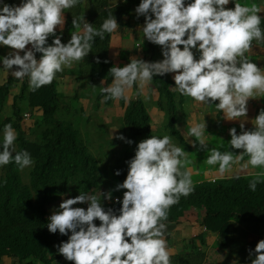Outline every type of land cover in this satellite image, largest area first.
Returning a JSON list of instances; mask_svg holds the SVG:
<instances>
[{
  "label": "clouds",
  "instance_id": "clouds-1",
  "mask_svg": "<svg viewBox=\"0 0 264 264\" xmlns=\"http://www.w3.org/2000/svg\"><path fill=\"white\" fill-rule=\"evenodd\" d=\"M78 2L21 0L14 5L0 0V45L11 49L0 56V62L18 78L27 75L32 90L50 84L65 65L86 57L97 35L103 39L106 32L120 27L111 12L100 27L84 17L73 18L76 30L65 43L61 39L65 9ZM229 3L230 0H140L136 12L145 17L141 31L149 41L162 46L163 59L132 57L123 66H112L111 84L101 87L108 94L103 99L127 98L136 82L143 87L157 74L175 73L174 88L182 94L205 103L218 100L216 107L223 109L229 120L246 117L249 98L264 91V68L245 55L254 39L264 40V17L259 15L264 8L240 0H235L234 8L226 7ZM50 35L52 43L48 42ZM29 44L31 47H26ZM20 50H24L23 54ZM37 53H41L39 58ZM253 124V128L246 129L241 120L239 134L236 127L229 130L230 145L244 151L212 147L207 162L218 163L221 172L234 165L262 166L250 181L255 190L258 180L264 177V109ZM185 134L196 138L192 143L198 141L200 146L208 147L205 119L192 122ZM17 135L11 122L4 125L0 166L15 161L24 168L34 163L27 149L16 150ZM118 136L133 143L123 133ZM188 156L189 152L174 143L171 135H151L141 140L135 155L127 161L126 179L116 185V189H126L122 200L114 197L122 207H106L96 195L80 192L63 199L52 211L48 229L63 235L70 232L68 239L57 245L58 251L74 264H172L165 221L170 206L178 203L181 195L195 191ZM120 171L117 169L116 174ZM103 197L111 200L112 191L103 193ZM78 202H87V208L76 206ZM250 254H254L251 264H264V239L250 249Z\"/></svg>",
  "mask_w": 264,
  "mask_h": 264
},
{
  "label": "crops",
  "instance_id": "crops-1",
  "mask_svg": "<svg viewBox=\"0 0 264 264\" xmlns=\"http://www.w3.org/2000/svg\"><path fill=\"white\" fill-rule=\"evenodd\" d=\"M87 1L90 0H79L76 5L65 9L66 20L62 29L63 36L61 37L65 43L68 41L65 38L66 35L70 39L71 32L76 30L72 23L73 18L81 20L84 17L89 22L95 24L96 27L100 26L94 21L98 14H92L90 12L92 7H88ZM5 2L18 5L21 3V0H5ZM240 2H254L264 8V0H240ZM139 3L140 0H118V2L116 0H106L101 6L102 9L108 10V15L111 12L116 16L120 27L114 32L109 33L107 43L105 44L106 46L103 42L102 44L104 46L102 44L100 45L99 48L102 47L105 51L103 53L104 55L100 57L102 60L99 63L94 61L95 56L90 59L89 64L86 62L87 58L83 57L79 60H73L70 65L64 66L62 72L57 73L56 78L52 81L54 85L53 89L57 96L56 110L64 109L65 107L61 108L62 102L67 101L69 98L77 100V95L79 96L78 91L84 89L86 90L85 97L80 94L78 98L81 112L87 118L92 113L94 123L97 122V126H100L98 129L104 126H111L114 129V124H119L124 119L125 111L131 102L138 100L143 104L149 115L151 132L154 135H158V131L162 128L160 126L163 123L162 121L165 119V116L169 118V114L157 105L160 99V93L151 81L143 87L140 86L139 82H136L129 90L127 98L113 97L104 100L103 97L108 94L101 91V87L111 84L113 80V74L110 72L112 66H123L129 63L132 57L145 59L144 53L149 46H152L154 49L150 57L152 61L163 59L162 46L149 41L141 31L145 17L138 15L136 12V6ZM226 7L234 8L235 0H230V3ZM259 15L264 17V11H261ZM262 27H264V24H262ZM60 31V26H57V34ZM49 39L52 43L53 36L50 35ZM26 47H31V44ZM181 47L183 46L181 45ZM92 48L99 49L94 44ZM10 50V46L0 45V56L7 55ZM20 51L23 54L24 50ZM98 51L101 50L99 49ZM245 55L257 63L259 67L264 68V40L254 39L251 48L246 50ZM15 67L17 66H13V68ZM174 75L175 73H167V76L172 82L173 91L177 96L176 103L181 108H179L177 116L174 113V122L176 121V125L174 126L173 123V127L169 128L166 124V129L163 133L170 130L171 133L168 135L172 136L173 142L184 147L189 152L188 159L191 162H203L206 166L205 169L202 168L203 170H201L198 165H193L192 163L189 165L193 169L194 182H214L233 177L256 176V173L261 170L262 166L249 165L248 168H239L234 165L233 168L221 172L219 171L218 163L209 164L207 162V156L210 154L209 149L212 147H218L221 151L231 150L235 153L244 151L243 149H236L230 145L231 134L229 130L232 127H236L237 133L239 134L241 131V120H244L246 129L254 127L253 120L259 114L260 110L264 109V91H257L249 98L246 117L229 120L225 117L224 110L216 107L215 103H218V100L213 103L197 101L195 98L184 95L177 88H174L176 85ZM14 76L12 75V71L8 70L0 62V87H4L7 82L9 83L6 101L0 111V113H3V117H0V120L3 121V119L12 117V109L15 102L20 108L21 128L22 130L24 129L25 136L32 138V130L35 128L36 121H39L42 117L43 109L39 105L33 106L30 103L33 100L35 91L30 87V78L27 75L23 78H16V76L13 78ZM23 82H27L29 86L25 90L24 95H20V92L22 93L21 85ZM94 86H98V90H95ZM23 107L24 110H21ZM173 112H175V109ZM26 114L28 116L24 117ZM203 119L206 121L207 131L209 132V135H207L208 149L205 151H203L205 148L200 146L198 141L195 144L192 143L196 139L194 136L191 137L185 134L192 122H199ZM55 120L61 121L59 119ZM61 122L75 128L70 124L71 121L67 123L64 121ZM124 129H122V132H124ZM3 130L4 128L0 124V138L2 139ZM80 134L82 136V133ZM118 134L119 132L114 129V140L118 138ZM203 159L206 161H203ZM244 159L247 160V157ZM202 217V211L188 209L176 220L165 221L167 224L165 236L169 247L172 249V255L170 257L172 264H251V259L254 258V254H250V249H255L258 241L264 239L263 223L256 225L234 221L228 230V233L231 235L229 237L224 232L222 233V231L210 229L203 223ZM69 262L68 260L65 264H69ZM0 264H11V259L2 256L0 257ZM52 264H62V262L55 260Z\"/></svg>",
  "mask_w": 264,
  "mask_h": 264
},
{
  "label": "trees",
  "instance_id": "trees-1",
  "mask_svg": "<svg viewBox=\"0 0 264 264\" xmlns=\"http://www.w3.org/2000/svg\"><path fill=\"white\" fill-rule=\"evenodd\" d=\"M103 11L104 18L94 20L99 25L108 16V10ZM108 35L106 32L104 40H100L97 35L94 46L99 48L102 42L105 45ZM65 38L69 40L68 35ZM48 42L51 43L49 37ZM99 49L101 51L96 54L94 61L104 55L105 49ZM153 52V47L149 46L144 58L152 61L150 57ZM151 82L160 93L157 105L169 114V125L173 127L176 95L172 82L167 74H157ZM8 85L7 82L4 87H0V111L6 101ZM28 86L27 82L22 83L20 95H24ZM53 87L51 82L32 94L34 97L30 103L43 109L42 117L34 125L37 128L33 134L35 136H25L20 123V108L15 102L12 117L3 119L1 123L2 128L6 123L13 124L18 133L16 150L27 149L34 159L28 170L20 168L15 161L0 166V257H10L11 264H52L55 260L65 258L57 245L67 240L70 232L68 235L59 233V230L51 232L47 227L51 214H44L45 210H50V205L61 196L72 193L76 196L80 192L93 194L102 182L97 162L83 143L80 132L54 119L57 96ZM133 101L124 117L128 138L133 141L128 143L130 147L127 149L132 154L141 140L154 135L143 104L138 100ZM255 177L195 182V191L187 196L181 195L179 202L170 206L166 221L176 220L185 210L195 209L203 212L206 226L222 231L229 237L228 230L234 221L264 224V177L258 180L253 190L250 181ZM114 197L117 196L113 193L111 200L103 198V203L106 207L119 209L122 203L115 201ZM120 198L122 200L123 193ZM81 206L87 208L88 205L84 206V202H81ZM96 223H100L98 218ZM69 264H74V261Z\"/></svg>",
  "mask_w": 264,
  "mask_h": 264
},
{
  "label": "rangeland",
  "instance_id": "rangeland-1",
  "mask_svg": "<svg viewBox=\"0 0 264 264\" xmlns=\"http://www.w3.org/2000/svg\"><path fill=\"white\" fill-rule=\"evenodd\" d=\"M106 2V0H90L87 1L88 7L91 6L90 12L92 14H98L97 18L101 19L104 18V11L105 9H102V5ZM84 10V8H83ZM86 11V10H85ZM103 39L100 40H104ZM99 51L92 48L91 51L86 56V62L89 64L90 59H92ZM99 59H96V62L99 63L102 59L98 57ZM105 61V59H104ZM90 66V65H89ZM87 76V75H86ZM88 77V76H87ZM95 90H98V86H94ZM85 91L84 89H81V91H78L79 96L80 94L85 97ZM77 100L74 98H69L67 101H63L61 108H64L62 110H56L54 118L59 119L64 122L71 121V125L76 128L77 131L82 133V140L83 143L90 148L91 155L95 158L98 169L100 172V177L102 178V182L99 185V187L96 189V191L93 192L94 195H96L99 199L103 201V193H107L109 190L114 193V196H122V193H124L125 189H116V185L118 183H122L124 179H126L127 172H128V163L127 161L135 155V152L132 154L128 151L129 144L124 139H120L119 136L117 139L114 140V129L118 131L119 133H123L126 138H128V133L126 132V129H124V132H122V129L126 127L125 125V119H122V121L119 124H114V129L111 126H104L98 129L100 126H97V122L94 123V118L92 117V113L90 114V117L87 118L85 114L81 112V107L78 104V98ZM175 100L177 102V96L175 97ZM179 104L176 103L175 106V115L177 116L178 110H179ZM21 110H24V107L21 108ZM146 110V109H145ZM4 111V110H3ZM5 115V114H4ZM0 117H3V113H0ZM171 120V117L166 118L161 122L162 128L158 131V135L163 134H170V130L163 133V131L166 129V124L170 128L169 121ZM180 122V121H179ZM2 121L0 120V124ZM178 123V121H177ZM176 125V121L174 122V126ZM34 128V127H33ZM32 128V129H33ZM37 132V128L35 127L32 130L31 137L35 136ZM110 134H113L112 136ZM0 141H2V138H0ZM88 141V143H86ZM208 148L203 149V151L207 150ZM203 161H206L203 159ZM193 165H198L201 170L202 168H206L203 162L199 161H192ZM30 166H26L23 169L28 170ZM120 169V174H116V170ZM74 197L73 193L69 196H61L55 203L50 205V210L46 208L44 214H51L52 211L55 208H58L60 203L63 199ZM106 199V198H105ZM108 200V199H107ZM87 205V202H84V206ZM49 206V205H48ZM76 206H81V202H78ZM46 216V215H44ZM49 217V216H48ZM68 261L66 258H61L60 262L62 264H65V262Z\"/></svg>",
  "mask_w": 264,
  "mask_h": 264
},
{
  "label": "built area",
  "instance_id": "built-area-1",
  "mask_svg": "<svg viewBox=\"0 0 264 264\" xmlns=\"http://www.w3.org/2000/svg\"><path fill=\"white\" fill-rule=\"evenodd\" d=\"M27 116V115H26Z\"/></svg>",
  "mask_w": 264,
  "mask_h": 264
}]
</instances>
